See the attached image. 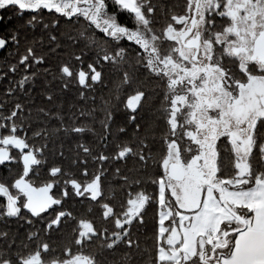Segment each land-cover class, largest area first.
I'll use <instances>...</instances> for the list:
<instances>
[{
    "label": "snow or ice",
    "instance_id": "6c2138e0",
    "mask_svg": "<svg viewBox=\"0 0 264 264\" xmlns=\"http://www.w3.org/2000/svg\"><path fill=\"white\" fill-rule=\"evenodd\" d=\"M0 12V264H264V0Z\"/></svg>",
    "mask_w": 264,
    "mask_h": 264
},
{
    "label": "trees",
    "instance_id": "16d2710c",
    "mask_svg": "<svg viewBox=\"0 0 264 264\" xmlns=\"http://www.w3.org/2000/svg\"><path fill=\"white\" fill-rule=\"evenodd\" d=\"M0 15H7L6 13L4 12H0ZM17 23V20L15 19V17L13 18L12 21L9 22L8 25H4V24H0V32H2L6 27H10L12 24H15ZM3 53H0V56H2ZM107 92H108V89H105V98H107ZM38 103L42 102L41 100H37ZM68 102H71V98H69V101ZM97 104H99V96L97 97ZM67 107V105H65ZM92 105H89V107H91ZM122 120V117L120 116H117V122L119 123L120 121ZM99 126L97 125V128ZM129 132H131V128L128 129ZM0 174H3V175H6L7 172H6V169H4L2 166L0 167ZM83 211V210H81ZM10 224V227L15 231V230H19L20 232H23L24 231V227L22 226V222H21V226H19L18 228V225H17V222L15 220H12L9 222ZM113 258H116L118 259V257H109V260L113 259Z\"/></svg>",
    "mask_w": 264,
    "mask_h": 264
},
{
    "label": "flooded vegetation",
    "instance_id": "af4514ba",
    "mask_svg": "<svg viewBox=\"0 0 264 264\" xmlns=\"http://www.w3.org/2000/svg\"><path fill=\"white\" fill-rule=\"evenodd\" d=\"M1 167V166H0Z\"/></svg>",
    "mask_w": 264,
    "mask_h": 264
}]
</instances>
